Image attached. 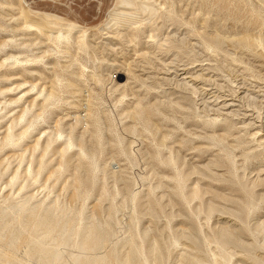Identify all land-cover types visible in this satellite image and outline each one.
<instances>
[{
	"label": "rangeland",
	"instance_id": "rangeland-1",
	"mask_svg": "<svg viewBox=\"0 0 264 264\" xmlns=\"http://www.w3.org/2000/svg\"><path fill=\"white\" fill-rule=\"evenodd\" d=\"M128 1L0 0V264H264V0Z\"/></svg>",
	"mask_w": 264,
	"mask_h": 264
},
{
	"label": "bare ground",
	"instance_id": "bare-ground-1",
	"mask_svg": "<svg viewBox=\"0 0 264 264\" xmlns=\"http://www.w3.org/2000/svg\"><path fill=\"white\" fill-rule=\"evenodd\" d=\"M123 2L122 3H124V2H126V3H129L130 1H128V0H122ZM124 5V4H123ZM145 6V5H144ZM228 106V104H226V103H224L223 104V107L224 108H226ZM23 132V131H22ZM51 134V133H50ZM46 135V134H45ZM69 141H70V139H68ZM68 144V143H67ZM63 152V151H62ZM21 153V152H20ZM33 210V209H32ZM32 215V214H31ZM43 220V219H42ZM43 222H45V221H43ZM40 223H42V222H40ZM45 224V223H44ZM90 225V224H89ZM263 229H264V225H263ZM46 230H47V228H46ZM89 236H90V233H88V234H86L80 241H78L77 243L79 244V247H80V253H79V255L75 258L76 259V261L77 262H82L83 261V258H86L85 257V254L89 251V247L87 246V239L89 238ZM229 237V236H228ZM155 241V240H154ZM37 243H39V244H43L44 243V241H43V239H40V240H38L37 241ZM48 253H50V254H52V255H56V257H59V251H58V249H50L49 250V252ZM91 264H107V261H106V259L105 258H102V257H100V258H97V257H95V258H93L92 259V261H91Z\"/></svg>",
	"mask_w": 264,
	"mask_h": 264
}]
</instances>
